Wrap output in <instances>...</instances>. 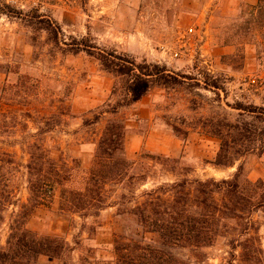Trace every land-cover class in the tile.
I'll use <instances>...</instances> for the list:
<instances>
[{
	"label": "rangeland",
	"instance_id": "obj_1",
	"mask_svg": "<svg viewBox=\"0 0 264 264\" xmlns=\"http://www.w3.org/2000/svg\"><path fill=\"white\" fill-rule=\"evenodd\" d=\"M258 3L0 0V250L29 204L32 154L77 165L78 187L112 121L125 126V155L134 163L129 176L136 179L108 185L110 207L97 216L61 212L57 189L27 228L58 238L62 254L40 256L37 264H117V245L151 242L155 236L131 211L145 191L184 180L230 179L240 166L242 179L264 181L259 141L234 166L214 165L221 145L213 134L217 124H250L257 133L264 128V118L238 110L264 108V4L259 9ZM82 39L91 50L166 66L184 83L155 85L112 113L128 80L86 52L74 53ZM261 235L264 241V225ZM230 238L166 250L176 264H229Z\"/></svg>",
	"mask_w": 264,
	"mask_h": 264
},
{
	"label": "trees",
	"instance_id": "obj_2",
	"mask_svg": "<svg viewBox=\"0 0 264 264\" xmlns=\"http://www.w3.org/2000/svg\"><path fill=\"white\" fill-rule=\"evenodd\" d=\"M264 0H259L263 9ZM74 53L86 52L100 62L105 70L127 78L126 93L112 108L136 103L155 85L175 87L184 83L179 75L169 72L166 66L137 62L133 57L117 52L91 50L88 40L77 42ZM216 87V85L214 86ZM219 88V87H217ZM248 115L264 118V108L247 110ZM104 111L103 113H105ZM250 124H217L215 133L221 139L220 151L214 165L232 167L239 157L254 152V142L264 144V128L257 133ZM125 126L112 121L107 126L98 146L92 167L83 173L77 183L78 166H70L42 155L32 154L28 164L29 204L22 206L15 224L11 227L5 249L0 250V264H37L40 256L60 257L63 246L58 238L41 237L27 228L28 218L34 211L51 203L60 189L61 212L99 215L110 207L106 187L119 184L136 176H129L134 163L125 155ZM38 151L41 149L38 147ZM153 158V157H152ZM242 166L230 179L184 180L171 186L162 185L142 195L131 211L145 233L155 238L131 245H117V264H176L166 250L181 246L195 249L211 247L219 237L230 236L229 264H264V241L261 235L264 218V181L242 179ZM144 181V178H141ZM169 194V198L166 196ZM181 264V263H180ZM184 264V263H182Z\"/></svg>",
	"mask_w": 264,
	"mask_h": 264
},
{
	"label": "crops",
	"instance_id": "obj_3",
	"mask_svg": "<svg viewBox=\"0 0 264 264\" xmlns=\"http://www.w3.org/2000/svg\"><path fill=\"white\" fill-rule=\"evenodd\" d=\"M0 246H2V243H0Z\"/></svg>",
	"mask_w": 264,
	"mask_h": 264
}]
</instances>
